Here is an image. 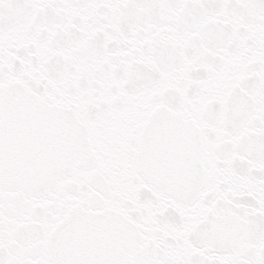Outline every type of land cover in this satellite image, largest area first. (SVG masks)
<instances>
[{"label": "snow or ice", "instance_id": "snow-or-ice-1", "mask_svg": "<svg viewBox=\"0 0 264 264\" xmlns=\"http://www.w3.org/2000/svg\"><path fill=\"white\" fill-rule=\"evenodd\" d=\"M0 264H264V0H0Z\"/></svg>", "mask_w": 264, "mask_h": 264}]
</instances>
